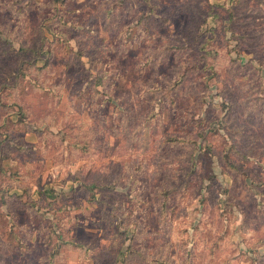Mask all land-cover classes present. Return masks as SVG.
<instances>
[{
  "label": "rangeland",
  "instance_id": "1",
  "mask_svg": "<svg viewBox=\"0 0 264 264\" xmlns=\"http://www.w3.org/2000/svg\"><path fill=\"white\" fill-rule=\"evenodd\" d=\"M0 264H264V0H0Z\"/></svg>",
  "mask_w": 264,
  "mask_h": 264
},
{
  "label": "crops",
  "instance_id": "2",
  "mask_svg": "<svg viewBox=\"0 0 264 264\" xmlns=\"http://www.w3.org/2000/svg\"><path fill=\"white\" fill-rule=\"evenodd\" d=\"M259 247H261V245Z\"/></svg>",
  "mask_w": 264,
  "mask_h": 264
}]
</instances>
